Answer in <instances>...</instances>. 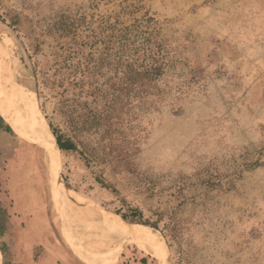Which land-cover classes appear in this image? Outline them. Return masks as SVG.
Returning a JSON list of instances; mask_svg holds the SVG:
<instances>
[{
    "label": "rangeland",
    "instance_id": "1",
    "mask_svg": "<svg viewBox=\"0 0 264 264\" xmlns=\"http://www.w3.org/2000/svg\"><path fill=\"white\" fill-rule=\"evenodd\" d=\"M0 66L76 148L52 170L32 113L0 100L35 259L160 263L57 174L106 215L141 210L155 227L117 215L166 264H264V0H0Z\"/></svg>",
    "mask_w": 264,
    "mask_h": 264
},
{
    "label": "crops",
    "instance_id": "2",
    "mask_svg": "<svg viewBox=\"0 0 264 264\" xmlns=\"http://www.w3.org/2000/svg\"><path fill=\"white\" fill-rule=\"evenodd\" d=\"M10 93L0 87V100L10 107ZM8 123L0 114V188H9L8 192L0 193V206L4 214L0 211V223L5 221L7 227H0V247L3 253V264H50L56 262L57 259H49L51 254L45 250H41L37 259H35L36 245L29 243V222L32 219L29 211H27L26 203L28 198L24 195L17 196L10 187L13 183L11 168L20 163V156L17 147L9 138ZM14 193V195H12ZM23 197V198H21ZM5 219V220H4ZM144 256H141V258ZM60 264H81L76 260L68 259V261Z\"/></svg>",
    "mask_w": 264,
    "mask_h": 264
},
{
    "label": "bare ground",
    "instance_id": "3",
    "mask_svg": "<svg viewBox=\"0 0 264 264\" xmlns=\"http://www.w3.org/2000/svg\"><path fill=\"white\" fill-rule=\"evenodd\" d=\"M0 87L4 88L7 92L12 94L19 103L25 108L26 111L32 113L33 118L36 119L38 122V129L40 133V144H41V151L44 158L48 161L52 170H54V153L57 151V148L52 143V137L45 126L41 118V114L38 112L35 106V99L33 97V92L29 91L27 94L21 84L17 83L14 79L5 75L3 70L0 66ZM36 97V96H35ZM57 167V165H56ZM55 190L63 196L69 202L75 204L78 207L85 208L87 210L93 212H99L102 214L104 221L116 232L118 233L126 242L133 243L138 247L145 250L148 254L156 256L160 263L159 264H166V255L162 252L159 248L156 240L153 236L135 228L124 225L123 222L120 220L117 214L110 213L106 215L103 213V209L97 206L94 203L85 202L86 205L83 203V199L76 194L75 192L71 191L69 188L65 187L63 183L58 179L57 174L55 176Z\"/></svg>",
    "mask_w": 264,
    "mask_h": 264
},
{
    "label": "trees",
    "instance_id": "4",
    "mask_svg": "<svg viewBox=\"0 0 264 264\" xmlns=\"http://www.w3.org/2000/svg\"><path fill=\"white\" fill-rule=\"evenodd\" d=\"M54 136L52 137V143L57 149L61 150H75V145L72 140L68 138H63L61 134H58L55 130H52ZM52 136V135H51ZM117 214H120L121 218L124 220H128L129 222L143 223L149 226L155 227V222H149V220H142V212L138 208L129 207L127 214H123L119 211H116ZM141 262H145V258H141Z\"/></svg>",
    "mask_w": 264,
    "mask_h": 264
}]
</instances>
